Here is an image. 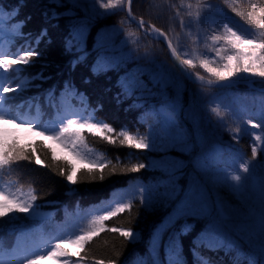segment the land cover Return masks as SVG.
<instances>
[{"label":"snow or ice","instance_id":"6c2138e0","mask_svg":"<svg viewBox=\"0 0 264 264\" xmlns=\"http://www.w3.org/2000/svg\"><path fill=\"white\" fill-rule=\"evenodd\" d=\"M124 2L125 0H49L43 15L47 21L55 22L54 27L59 26L61 19L67 21L64 52L72 57L73 67L95 54L91 66L94 75L99 76L110 71L118 74L117 86L120 91L117 100L122 102L121 97L123 100H131L129 110L146 107L148 98L160 100L158 107L153 105L150 109L155 118L153 129L139 138L128 129L117 131L103 118L97 117L95 108L85 118L79 112L70 111L65 105L62 115L53 100V91H49L45 99L51 108L56 109L55 119L42 121L43 112L39 103L35 105L36 115L31 116V100L28 102L29 113L21 114L23 102L14 109L11 101L15 97L9 93L21 94L30 88H39L40 84L35 81L48 79L43 70L35 74L27 72L29 67L34 66L36 59L43 56L33 43L38 46L44 41L48 37V29L42 28L32 43L21 44L13 51L16 38L25 36L23 29L32 18L26 16L24 19H18L24 6L22 0H17V4L10 9L0 5V264H39L45 259L51 260L52 264H73L72 257L77 258L75 264H85L88 258L81 253L85 251L86 245L105 230V221L126 209L130 210L137 196L143 207L154 212L162 211L164 215L154 226L145 252L137 253L131 264H189L182 238L191 234L197 223L201 224L200 230L191 240L188 249L192 256L191 264H218L205 253L221 251L232 256L230 264H264V159H258L259 154L264 153V137L254 135L255 143L251 149V157L244 158L237 153L234 159L239 165L238 168L234 167L222 180L214 178L215 173L209 162L214 153L202 150L193 157L197 146L203 148L206 145L200 122L193 116L191 127L184 123L181 119L183 104H177L175 99L168 95L169 88L175 89L179 95L180 81L163 66L136 64L129 68L131 56L125 54L122 47L115 45L107 30L97 32L91 49L88 48V38L95 20L103 18L109 14L108 10L117 9ZM128 3L130 6L131 0H128ZM97 4L99 9H104L105 12H100ZM223 5L235 17H239L247 28H241L232 18L225 16L223 9L212 0H197L195 11L191 10L192 4H187V16L190 19L187 22L181 20L182 28L193 25L200 28L205 24L215 26L216 30L208 36L211 43L205 44L210 52L215 53L214 58H208L207 55L201 58L196 49H193L194 58L181 59L178 48L171 42L168 44L173 57L184 69L199 67L211 77L205 81V76L200 72H184L185 78L194 76L195 81L200 82L202 86L204 83L210 88L215 86L209 102L216 105L211 108V112L221 118V107L229 112L233 111L231 104L224 103V90L243 82L239 80L240 73L248 74L246 83L252 87H255L256 81L251 78H261L260 93L264 101V0H247L246 6L242 5V0H223ZM180 7H185L183 2ZM177 14L179 15V12ZM217 14L222 18L217 20ZM153 30L160 36L165 35L160 29ZM31 35L28 33L27 37L31 38ZM193 42L196 43L195 40ZM217 44L220 46L216 47ZM145 75L148 76L147 82L143 79ZM64 87V95L79 96L82 103L86 102L84 94L78 93L74 86L66 82ZM247 124L254 129L264 126L262 123H254L252 119H248ZM84 129L111 145L119 143L120 146L131 149L159 151V158L148 165L132 164L121 169L119 173L126 175L128 172H139L148 167L158 175L154 176L150 183L133 186L128 203L120 199L108 202L107 206H97L104 214L93 217L91 230H80V234L73 231L52 236L45 231L43 224L35 223L44 219V214L40 211L42 205L35 203L38 199L34 194L35 189L30 187L26 194H21L20 188L11 191L10 185L6 186L2 179L4 175L18 172L20 161L32 162L33 156L37 164L48 166L37 153L43 141H32L31 145L21 144L22 131L34 132L47 138L56 147L66 150L79 162L88 165L86 169L77 168L66 157L58 156L54 147L44 145L52 153L53 163L64 165L59 168L58 174L71 184L82 182V176H86L89 182L97 178L103 181L104 170L109 166L112 168L111 174L116 175V167L111 159H106V154L96 159L89 156L92 149L87 147ZM236 138L239 139V136ZM30 147L31 153L28 151ZM174 152L177 155H173ZM130 155L135 157L136 154ZM116 159L119 161L120 157ZM254 178L260 192L258 222L255 211L246 208L250 202L249 195ZM15 182H20L19 176ZM220 184L227 186L234 195L238 194L236 205L219 195L217 185ZM137 187L138 192L135 190ZM113 202L116 204L115 208L111 207ZM18 214L24 215L21 217ZM5 218L8 234L16 235L11 247H5L3 241L5 228L2 222ZM20 220L32 221L33 226L18 224L17 221ZM257 228L258 232L254 236L253 232ZM110 231L118 232L130 243L142 239L141 234L132 228H111ZM36 233L43 239V247L35 244L29 248L27 245ZM257 237L259 259H251L244 249L239 247L238 241L252 245L257 242ZM53 240L54 243H50ZM66 245H75L78 250L69 252ZM95 264H104V261L97 260ZM108 264H116V261L109 260Z\"/></svg>","mask_w":264,"mask_h":264},{"label":"trees","instance_id":"16d2710c","mask_svg":"<svg viewBox=\"0 0 264 264\" xmlns=\"http://www.w3.org/2000/svg\"><path fill=\"white\" fill-rule=\"evenodd\" d=\"M22 2L24 6L20 10L18 19H24L26 16H31L32 19L23 29L25 36L16 38L13 51L21 44L32 43L39 31L47 27L48 37L38 46L33 43V46L38 47L43 56L38 57L34 66L29 67L27 72L35 74L43 70L44 75L48 79L35 81L36 84H40L39 88H30L21 94L9 93L10 96L15 97L11 101L13 108L15 109L16 105L23 102L24 107L20 109L21 114L29 113L28 102L31 100L32 108L29 113L31 116L36 115L35 105L39 103L43 112L41 120L47 122L55 119L56 109L51 108L45 99L48 92L53 91V100L62 115L64 114L65 105L69 107L70 111L79 112L85 118L95 108L97 109V117L103 118L117 131L128 129L133 135H137L138 138L139 136L147 135L155 125V118L150 109L153 105L158 107L160 100L156 99L154 101L148 98L146 107L129 110L128 106L132 103L131 100H123L122 97V102L117 100V94L120 91L117 86L118 74L110 71L97 76L92 73L91 66L95 54L89 56L86 61L78 63L75 67L72 66V57L64 52V38L67 34L65 25L67 21L61 19L59 26L54 27L53 24L55 22H49L44 18L43 13L48 7L49 0H22ZM182 2L185 7L181 9L180 5ZM212 2L222 8L224 15L232 18L234 23H237L241 28H247L239 17H235L223 5V0H212ZM189 3L193 5L191 10L195 11L197 0H133L131 12L134 17L142 19L164 31L173 46L178 48L181 59L194 58L193 49H196V53L201 55V58H203V55H207L208 58H214L215 53L210 52L205 47V44L211 43L208 40V36L216 30L215 26L210 27L205 24L200 28L194 25L181 27L182 19L185 22L190 19L187 16L189 11L187 4ZM246 3L247 0H242L243 6H246ZM16 4L17 0H0V5H3L6 9H10ZM96 7L99 9L98 4ZM99 11L105 12L104 9H99ZM178 12L179 15L177 14ZM108 13L103 18L95 20L92 25L91 34L88 38V48L91 49L97 32L107 30L115 45L118 48L122 47L123 52L131 56L132 62L129 63V68L134 67L136 64L163 66L180 81L179 95L173 88H169L168 95L175 99L177 104H183L182 121L191 127V121L194 116L200 122V130L206 138V145L203 148L197 146L193 151V157L202 150L214 153L209 162L215 173L214 178L220 180L223 179L224 175L232 172L234 167L238 168L239 165L234 159L237 153L244 158H250L251 149L255 143L253 136L261 135L264 137V126L254 129L247 124V120L252 119L254 123H262L264 125V109H262L264 101L261 99V93L246 86L224 90V103L231 104L233 111L229 112L226 108L221 107L219 111L222 113V118L217 117L211 112V108L216 106L215 103L209 102L215 89L194 86L182 79L172 67L170 56L163 44L148 38L126 18L124 3L117 9L108 10ZM221 18L217 14L216 19L219 20ZM28 33L32 34L31 38L27 37ZM194 40L196 43L193 42ZM219 46V44L216 45V47ZM191 70L200 72L201 75L208 79L211 78L199 67ZM143 79L147 82L148 76L145 75ZM247 79L248 74H239V80ZM251 79L261 78L252 77ZM66 82L74 86L78 93L84 94L86 97L85 103L81 102L79 96L64 95ZM255 85L261 87L260 82H256ZM84 134L87 147L92 149L89 156L92 159H96L102 154H106V159H111L112 164L116 167V175L111 174L112 168L109 166L104 170L105 179L103 181L97 178V180L89 182L86 176H82V182L71 184L58 174L59 168L64 165L59 162L53 163L52 153L44 145L54 147L58 156L66 157L77 168L86 169L88 165L79 162L66 150L56 147L52 141L45 137L38 136L34 132L22 131L20 133L21 144L31 145L32 141H43V145L37 149V153L48 166L37 164L35 156H33L32 162L20 161L19 171L13 172L11 175H4L2 182L6 186L10 185L9 190L11 191L20 188L21 194H26L30 187L35 189L34 194L38 197L35 203L42 205L40 211L44 214V219L35 222L36 224L47 223L51 219H58L61 221L60 224L63 225L64 234L73 231H75V234H80V230L89 231L93 227L91 224L93 217L104 214L98 210L97 206H107L108 202L120 199L128 203L129 194L133 191V186L140 183H150L153 177L158 175V173L148 167L141 169L139 172H128L126 175L119 173L121 169L130 167L132 164L144 163L148 165L151 161L159 158L161 155L159 151L131 149L127 146H120L119 143L111 145L99 137L89 134L87 129H84ZM237 136H239V139L236 138ZM28 151L31 153L32 148L30 147ZM131 153H135V157L130 155ZM172 154L177 155L175 152ZM117 157H120L119 161H117ZM184 158L189 159L188 157ZM258 159H264V153L259 154ZM18 176L20 182L16 183ZM256 184L258 185L256 178H254L249 195L250 202L246 205V208L254 210L256 216L259 217L260 192L259 185L254 186ZM217 189L224 200L233 205L238 203V194L234 195L227 186L220 184L217 185ZM135 190L138 192V187ZM111 207L115 208L116 204L114 202L111 203ZM83 209H91L92 212L86 214L82 225L75 229L70 228L67 225L69 214ZM18 215L23 217L24 214ZM163 215L162 211L154 212L143 207L139 196H137L130 210L126 209L123 213L105 221V230L86 245L85 251L81 253L88 258L85 264H95L97 260L104 261V264H108L109 260H115L116 264H131L137 253L143 254L145 252L150 234ZM2 223L5 230H7V218ZM17 223L33 225L32 221L20 220ZM200 227L201 224L197 223L193 232L182 238L184 253L188 258L189 264H191L192 256L188 249L191 240L199 232ZM111 228H121L123 230L132 228L141 234L142 239L139 242L130 243L118 232L110 231ZM256 232H258V228L253 232L254 236ZM12 237L15 238L16 235L13 234ZM65 238L69 237L65 236ZM256 239L257 242L250 246L259 245L258 237ZM50 243H54V241H50ZM12 244L13 242L10 247ZM66 247L69 252L78 250L75 245H66ZM239 247L244 249L249 258L257 259L251 255L246 246ZM44 254L46 255V252ZM205 255L211 256L218 264H230L232 259L231 255H225L223 251L205 253ZM161 258H163V251H161ZM71 259L73 264H75L77 258L72 257ZM39 264H52V261L45 259L40 261Z\"/></svg>","mask_w":264,"mask_h":264},{"label":"water","instance_id":"95a60500","mask_svg":"<svg viewBox=\"0 0 264 264\" xmlns=\"http://www.w3.org/2000/svg\"><path fill=\"white\" fill-rule=\"evenodd\" d=\"M131 3H132V0H131ZM131 3H130V6H129V3H128V0H126V4H125V13H126V16H127V18L133 23V24H135L141 31H143L145 34H148L149 36H151L152 38H154L155 40H158V41H160V42H162L165 46H166V48H167V50L171 53V50L169 49V47H168V44H169V40H168V38L167 39H165V36L166 35H164V36H160L157 32H155L153 29H157L156 27H154V26H152V25H150V24H148L147 22H145V21H143V26H141V21H137L133 16H132V14L130 13V9H131ZM147 29H146V28ZM162 32V31H161ZM167 37V36H166ZM171 59H172V63H173V65L175 66V68L179 71V73L185 78V75H184V72L185 71H187L186 69H184L181 65H180V63H179V61H177L174 57H173V55H172V53H171ZM188 82H190V83H192V84H194V85H197V86H201V87H207V88H210L206 83H204L203 84V86L201 85V83L200 82H198V81H195V77L194 76H192L190 79H188V78H185ZM207 79H205V81H206ZM238 85H248L247 83H246V81H243V82H239V83H237V85L236 86H238ZM249 86V85H248ZM250 87H252V86H250ZM211 88H214L215 89V86H212ZM252 88H254V89H256L255 87H252ZM259 91H260V89H258Z\"/></svg>","mask_w":264,"mask_h":264},{"label":"rangeland","instance_id":"374dc122","mask_svg":"<svg viewBox=\"0 0 264 264\" xmlns=\"http://www.w3.org/2000/svg\"><path fill=\"white\" fill-rule=\"evenodd\" d=\"M132 6V5H131ZM254 186H258L257 184ZM257 222H258V217L256 216ZM239 246H246L247 249H249V252L251 253L252 256L255 258L259 259V256L257 255L259 252V245L258 246H250L245 244L243 241H238Z\"/></svg>","mask_w":264,"mask_h":264}]
</instances>
